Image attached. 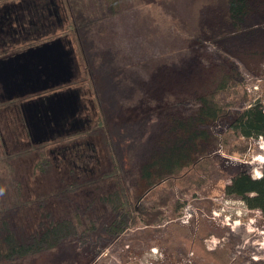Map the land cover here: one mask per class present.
I'll use <instances>...</instances> for the list:
<instances>
[{
	"label": "rangeland",
	"instance_id": "1",
	"mask_svg": "<svg viewBox=\"0 0 264 264\" xmlns=\"http://www.w3.org/2000/svg\"><path fill=\"white\" fill-rule=\"evenodd\" d=\"M11 1L17 0H0V6ZM68 1L75 24L64 23L63 31L93 99L87 140L97 157L84 169L77 159L67 167L61 155L49 153L57 144L31 143L14 103L0 104V228L6 223L28 239L47 214H77L83 227L90 221L85 215H106L103 195L110 191L121 204L120 215L110 214L121 225L112 235L105 230L111 222L98 220L93 235L67 237L23 256L0 252V264H264L261 212L223 193L239 171L261 176L263 139L225 142L220 125L204 166L151 189L139 179L141 166L166 144L170 117L193 107L210 65L232 62L239 86L231 96L237 91L252 102L261 99L264 49L256 45L264 43V9L256 11V2L237 28L227 18V0ZM14 42L9 54L27 44Z\"/></svg>",
	"mask_w": 264,
	"mask_h": 264
},
{
	"label": "trees",
	"instance_id": "2",
	"mask_svg": "<svg viewBox=\"0 0 264 264\" xmlns=\"http://www.w3.org/2000/svg\"><path fill=\"white\" fill-rule=\"evenodd\" d=\"M261 1L264 3V0H227V18L230 24L237 28L245 25L256 2L260 4L256 11L264 9ZM263 44L258 41L256 46L258 49H264ZM226 62L227 65H210V74H204L199 88L193 94V107L188 112H183L182 116L170 117L171 125L165 138L166 144L162 142V147L155 151L151 161L139 169V179L146 188L151 189L168 178L176 177L184 169L204 166L210 160L206 155L207 146L218 143V137L213 131L220 125H225V133L221 132L225 134V142H228L230 137L242 142L261 137L264 141V93L261 99L254 102L247 98L245 92L236 96L237 91H234V96H231L230 90L239 86L236 80L239 78V72L232 62ZM243 102L244 104L240 105ZM261 163H257L258 166ZM223 193L242 200L251 210H259L264 219V166L261 176L259 173L252 177L245 171L237 172L230 178V182L224 185ZM103 196L104 203L109 206L106 215L94 219L85 215L84 220L90 221L83 227V219L77 214L70 219L47 214L43 215V218L39 216L38 232L25 239L3 223L0 228V252H4L5 257L23 256L42 247H53L67 237L82 233L93 235L97 231L98 220L111 222L105 230L112 235L117 234L115 229L121 222L116 221L110 214L113 210L117 216L120 215L121 204L117 193L110 191ZM180 208L181 204L178 205V209ZM138 213L141 215V211Z\"/></svg>",
	"mask_w": 264,
	"mask_h": 264
},
{
	"label": "flooded vegetation",
	"instance_id": "3",
	"mask_svg": "<svg viewBox=\"0 0 264 264\" xmlns=\"http://www.w3.org/2000/svg\"><path fill=\"white\" fill-rule=\"evenodd\" d=\"M68 21L75 24L68 0H17L0 6V47L6 46L0 52V61L57 39L65 53L54 66L51 64L57 52L51 48L44 57H19L14 67H21L22 73L0 69V104H15V116L32 144H57L49 150L50 154L61 155L62 163L69 168L75 166L77 159L78 168L84 169L97 157L87 140L94 104L88 89L83 90V65L63 31V24ZM15 40L27 44L9 54ZM66 139L73 144L58 142Z\"/></svg>",
	"mask_w": 264,
	"mask_h": 264
},
{
	"label": "water",
	"instance_id": "4",
	"mask_svg": "<svg viewBox=\"0 0 264 264\" xmlns=\"http://www.w3.org/2000/svg\"><path fill=\"white\" fill-rule=\"evenodd\" d=\"M51 48L57 52V58H54V63L51 64L54 66V65H56L55 63H57L58 60L60 61V57L65 55V53L63 51H61V41L59 39L54 40L48 44H43L39 47L29 48L22 54H18V55H15L14 57H9L5 60L0 61V66H1L0 69L5 70V71L7 70V71H10V72L16 73V74L22 73L23 69L21 67H14V62L19 57H24V56L34 57V55H37L39 57H44L43 55L45 54V52L47 50L50 51ZM64 69L69 71V67L67 65H65ZM26 70H28V67L25 65V73H26ZM68 74H69V72H68ZM69 97H72V96H69Z\"/></svg>",
	"mask_w": 264,
	"mask_h": 264
},
{
	"label": "built area",
	"instance_id": "5",
	"mask_svg": "<svg viewBox=\"0 0 264 264\" xmlns=\"http://www.w3.org/2000/svg\"><path fill=\"white\" fill-rule=\"evenodd\" d=\"M260 139H262V138L260 137Z\"/></svg>",
	"mask_w": 264,
	"mask_h": 264
}]
</instances>
